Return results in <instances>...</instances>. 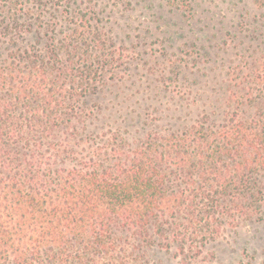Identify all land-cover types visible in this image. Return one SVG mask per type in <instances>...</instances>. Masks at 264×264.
Instances as JSON below:
<instances>
[{
  "label": "trees",
  "instance_id": "obj_1",
  "mask_svg": "<svg viewBox=\"0 0 264 264\" xmlns=\"http://www.w3.org/2000/svg\"><path fill=\"white\" fill-rule=\"evenodd\" d=\"M94 7L0 0V264H130L155 240L193 264L227 226L264 221V119L130 144L87 132L106 45ZM250 90L264 95V68Z\"/></svg>",
  "mask_w": 264,
  "mask_h": 264
},
{
  "label": "rangeland",
  "instance_id": "obj_2",
  "mask_svg": "<svg viewBox=\"0 0 264 264\" xmlns=\"http://www.w3.org/2000/svg\"><path fill=\"white\" fill-rule=\"evenodd\" d=\"M93 2L106 45L92 52L103 81L83 99L87 132L130 144L199 122L217 129L234 113L264 119V95L249 97L264 68V0ZM9 48L0 36V67ZM175 252L155 240L130 264H179ZM193 264H264V221L227 226Z\"/></svg>",
  "mask_w": 264,
  "mask_h": 264
}]
</instances>
